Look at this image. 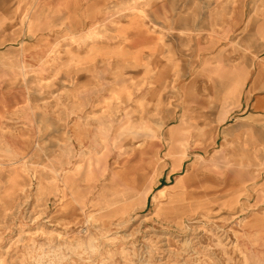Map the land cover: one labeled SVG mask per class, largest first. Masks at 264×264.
Listing matches in <instances>:
<instances>
[{"label": "rangeland", "instance_id": "374dc122", "mask_svg": "<svg viewBox=\"0 0 264 264\" xmlns=\"http://www.w3.org/2000/svg\"><path fill=\"white\" fill-rule=\"evenodd\" d=\"M263 53L264 0H0V264H264Z\"/></svg>", "mask_w": 264, "mask_h": 264}, {"label": "crops", "instance_id": "0c3cea01", "mask_svg": "<svg viewBox=\"0 0 264 264\" xmlns=\"http://www.w3.org/2000/svg\"><path fill=\"white\" fill-rule=\"evenodd\" d=\"M255 66L256 71L251 79L247 81L243 100L240 101H243L245 110H250L255 114H264V53L257 57ZM246 78L244 77V80ZM244 80L240 81L241 85Z\"/></svg>", "mask_w": 264, "mask_h": 264}, {"label": "bare ground", "instance_id": "6f19581e", "mask_svg": "<svg viewBox=\"0 0 264 264\" xmlns=\"http://www.w3.org/2000/svg\"><path fill=\"white\" fill-rule=\"evenodd\" d=\"M20 63V62H19ZM22 65V64H21ZM121 130V129H120ZM84 232V231H83ZM68 261H70V260H68Z\"/></svg>", "mask_w": 264, "mask_h": 264}]
</instances>
